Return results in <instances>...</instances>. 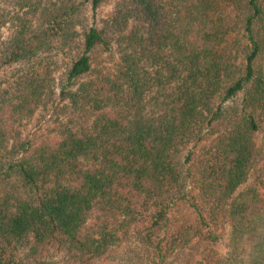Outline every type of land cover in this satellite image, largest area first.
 Returning <instances> with one entry per match:
<instances>
[{"label": "trees", "instance_id": "16d2710c", "mask_svg": "<svg viewBox=\"0 0 264 264\" xmlns=\"http://www.w3.org/2000/svg\"><path fill=\"white\" fill-rule=\"evenodd\" d=\"M226 2L248 12L235 33L216 0H130L116 24L145 27L124 35L112 71L77 83L98 46L111 50L90 27L60 94L49 52L70 43L78 6L38 5L37 23L1 45L0 264H46L66 247L109 259L124 243L118 264H198L196 245L226 228L227 251L206 264H264V0ZM50 102L70 107L60 131L24 137Z\"/></svg>", "mask_w": 264, "mask_h": 264}, {"label": "rangeland", "instance_id": "374dc122", "mask_svg": "<svg viewBox=\"0 0 264 264\" xmlns=\"http://www.w3.org/2000/svg\"><path fill=\"white\" fill-rule=\"evenodd\" d=\"M32 5L28 4L31 3ZM43 3H34L33 0H0V14L4 16L5 23L0 30V49L1 45L11 41L20 31L21 23L31 20L34 12L38 10V5H45L52 10L68 9L77 7L76 24L72 27V35L70 43L64 45L62 42H56L50 50V61L53 62L56 83L50 89L57 94L64 85H66L71 63L74 59L81 56L84 52V41L87 30L92 27L103 28L106 31L108 39L111 40V50H106L102 46H98L91 55L92 73L78 80L81 82L85 78H94L101 72L112 71V68L120 54L118 51L124 42V35L137 27H145V25L135 18L124 20L119 26L116 24L117 17L126 12L130 6V0H106L94 12L90 2L86 0H36ZM218 4L216 12V22L223 27L224 33L240 30L244 26V21L248 17V12L234 5H228L226 0H216ZM31 5V6H30ZM37 23L36 20L31 22ZM114 27V28H113ZM115 27H129L128 31H118ZM264 21L255 25V30L261 29L260 35L264 41ZM123 47V46H122ZM124 48V47H123ZM1 57V51H0ZM258 65L264 69V42L263 52L258 60ZM147 71L153 78L157 76L155 66L149 64ZM66 105V104H64ZM60 106L61 109H56L53 102L43 103L37 111L27 119L24 137H32V139H42L50 137L56 132H59L58 124L66 119L70 107ZM260 131L255 136V143L260 150V155L264 157V116H260ZM244 187H240L239 194ZM227 228L222 233V240L218 243L203 242L196 245L194 249L195 258L198 264H206L207 258L214 252L224 254L227 249ZM126 244L115 248L113 255L109 259L98 258L87 260L82 257L79 252L69 247L63 248L61 251L52 252V257L46 259V264H118L120 253L123 251Z\"/></svg>", "mask_w": 264, "mask_h": 264}]
</instances>
